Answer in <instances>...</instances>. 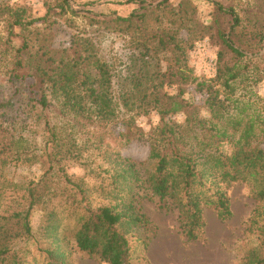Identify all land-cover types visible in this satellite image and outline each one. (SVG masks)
Wrapping results in <instances>:
<instances>
[{
	"label": "rangeland",
	"instance_id": "obj_1",
	"mask_svg": "<svg viewBox=\"0 0 264 264\" xmlns=\"http://www.w3.org/2000/svg\"><path fill=\"white\" fill-rule=\"evenodd\" d=\"M157 0H147L155 5ZM172 16L159 13L160 23L156 24L157 30L171 28L169 19H183L185 26L179 28L178 38L189 42L193 39L192 47L188 48L184 61L180 63L183 73L189 77L187 83L179 84L171 75L175 73V63L169 54L159 53L152 66L148 68L149 74L155 73L156 68L166 71L164 87L161 94L167 97H177L185 103L194 106L196 113L202 118L209 119L207 114V96H214L215 92L220 101L224 99L226 107L224 116L232 118L261 117L263 123L255 131L264 130V49L248 58L235 60L230 54H225L222 61L218 62L220 51L216 32L228 30L229 17L219 16L208 0H169ZM224 6H232L238 15L247 0H213ZM62 0H0V15L6 7L24 11V19L30 20L45 15L48 6L55 7ZM69 6L77 12L90 11L96 16H105L109 19L127 17L138 8L139 4L127 0H69ZM262 17L258 8L254 9ZM87 17V16H86ZM64 18H58L52 24L51 30L43 27L32 28L29 32L14 30L12 37V50L6 48L5 58L0 59V96L1 100L8 98V90L17 89L18 95L14 98V106L0 108V129L17 144L20 156L10 160L0 171V191L4 200H1L0 217L9 212L4 210L5 205L12 201L22 202L26 196V189L31 183H38L48 169L49 164L44 163L46 153L44 144L48 139L45 131V120L50 127L55 128L56 145L54 154L64 159L60 166L54 162L51 187H56L61 181L60 175L65 174L74 183L79 184L84 193L83 207L95 210L103 206H115L119 203L115 199V178L113 168L116 159L128 160L138 171L140 180L131 185V192L124 189L120 197L125 202L132 200V211L143 215L142 226L134 229L129 234L130 264H245L246 258L252 249L256 248L258 234H251L248 230L253 211L258 204L254 198L256 190L252 183H206L209 191L206 196L212 200L222 193L227 199V213L220 214L211 205H201V223L196 229L197 239L188 240L178 220V209L168 198L161 206L158 198L153 195L142 180L146 179L150 166L146 162L149 147L141 138L148 135L155 127L160 125L161 116L156 111L147 114L138 113V110L126 111L121 105V96L128 88L125 77L137 72L135 56L139 53L136 42L139 34L130 30L121 23L103 22L98 25L88 26L86 18H75L69 27ZM38 33L39 39L45 37L44 45L47 50H69L72 35L80 33L81 39H88L93 45V53L100 62L106 64L109 71V99L114 106V117L104 120L94 114L84 113L79 116L69 112L64 106L63 98L59 95L52 96L49 89H45L48 109L40 114L35 106L31 105L28 84H11L8 82L10 73H13L8 60L15 49L20 47L25 39L33 49L26 56H33L37 49L34 43V34ZM7 39L5 21L0 17V44ZM43 43H39V47ZM252 49V48H251ZM255 49L254 51H256ZM255 58H252V57ZM223 67L237 74L238 78L231 84L233 90L229 95L223 91ZM220 71V72H219ZM94 74V73H93ZM224 76V75H223ZM35 81V80H33ZM171 82V83H170ZM37 89V88H34ZM192 110V109H191ZM226 113V114H225ZM162 120L167 124H183L185 115L173 113L165 115ZM127 129L131 132L127 135ZM136 131V132H135ZM141 140H137V136ZM139 139V138H138ZM73 142L75 148L72 147ZM264 149V138L259 145ZM223 153H230L229 144L221 147ZM69 152L70 155L64 154ZM58 157V156H57ZM123 161V160H122ZM130 163V164H131ZM59 166V167H58ZM60 170L57 172V170ZM48 176V177H49ZM57 196V195H56ZM79 199V195L76 196ZM133 198V199H131ZM59 196L52 200L51 205H59ZM5 201L7 203H5ZM10 205V204H9ZM262 204L259 205L261 207ZM258 206V205H257ZM56 212L62 221L63 228L59 230L58 237L64 239L62 249L65 253L67 264H106L95 255H88L76 247L71 230L74 227V218L68 217L70 207L60 206ZM45 207L35 206L31 215V237L16 238L9 245L11 256L17 264H47L48 259L43 252L44 248L52 247V240H45L40 236V224ZM64 211V212H61ZM1 221L0 225H5ZM9 229H15L8 223ZM13 234V232H12ZM11 258L5 264H12Z\"/></svg>",
	"mask_w": 264,
	"mask_h": 264
},
{
	"label": "trees",
	"instance_id": "obj_2",
	"mask_svg": "<svg viewBox=\"0 0 264 264\" xmlns=\"http://www.w3.org/2000/svg\"><path fill=\"white\" fill-rule=\"evenodd\" d=\"M208 1L219 16L230 19L228 30L218 29L216 32L220 46L219 63L225 54H230L239 61L248 58V53L254 55L264 49V0L245 1L242 15H238L232 6L226 7L217 1ZM68 2L69 0H62L56 3L55 7L48 6L45 15L30 20L24 19V11L6 7L0 15L7 29V39L0 44V59L6 57L8 46L11 50L14 48V30L29 32L32 28L43 27L50 31L58 18L67 15L71 18H64V21L69 23V27L82 13L88 26L98 25L100 20L97 18H100L103 22L111 20L112 23H121L138 33L140 36L136 48L139 53L134 59L138 69L136 73L124 79L125 83L128 82V88L125 85L120 99L121 105L126 111L138 110V113L143 114L156 111L161 116L160 125L141 138L149 147V154L144 163L150 166L146 179L141 181L142 184L158 198L161 206L168 198L173 202L178 209V220L185 237L194 241L197 239L195 231L202 225V204L213 206L220 214L227 213L228 210L227 199L222 193L214 200L206 196L209 191L206 183H252L256 190L254 198L258 206L256 205L253 211L254 216L249 221L248 230L251 234H258L259 243L252 249L245 264H264V149L258 146L260 139L264 138V130L259 133L255 131V128L260 126L259 123H263L261 117L244 119V116H224L226 99L220 101L216 92L214 96L209 92L207 114L210 118L205 119L196 113L194 106L178 100L182 90L177 97H167L160 93L167 72L163 73L156 68L155 73L149 74L148 70L156 60V55L165 53L173 57L176 68L171 76L181 85L187 83L189 77L181 70L180 63L184 61L188 48L193 44V39L185 42L178 38L179 28L185 26L183 19H169L173 27L156 29V24L160 23L159 13L172 16L169 0H157L155 5L147 0H127L139 4L138 8L127 17L114 19L96 16L90 11L77 12ZM255 7L262 17L256 13ZM79 35L80 33L72 35L69 50L51 53L44 45L46 38L40 40L36 32L34 43L37 49L33 56H26L33 47H29V43L24 39L8 60L13 68L8 82L16 85L28 84L29 102L38 108L40 114L49 106L45 92L47 88L52 96L59 95L63 98L64 106L69 112L79 116L84 113L94 114L95 117L108 120L114 117L115 113V107L111 106L108 96V68L93 53L92 43L88 39H81ZM38 41L43 43L40 47ZM255 49L257 50L254 51ZM221 70L222 74L218 76L223 78L221 86L223 91L231 95V84L238 76L232 74L227 67ZM5 95L8 98L3 101L0 99V108L14 106L12 102L18 95L17 89L8 90ZM180 112L185 115L183 124H167L162 120L167 114ZM44 128L49 136L44 144V152L48 149L53 151L57 139L55 128L50 127L47 120ZM3 130L0 129V171L10 160L20 156L17 144H13L12 139ZM130 132L127 129V135ZM133 134L139 138L137 140H141L134 132ZM224 144H229V154L223 153L221 147ZM72 147L75 148L74 142ZM52 151L45 154L44 163L49 164L48 169L38 183L29 185L22 202L19 201L14 206L16 200L10 199L8 203L5 201L7 204L4 210L9 213L0 217L1 221L6 222L5 225H0V264H5L8 258H11L12 264H17L11 256L9 245L16 238L31 237L30 220L35 206L45 207L39 234L45 240H52V247L43 249L48 259L47 264H67L60 242L64 239L58 237L59 230L63 228L56 212L60 206L70 207L68 217L75 220L71 234L79 251L95 255L106 264H130L129 234L142 226L144 217L138 211H132L133 201L125 202L120 193L124 189L131 192V185L140 180L138 171L128 160L116 159L113 168L114 191L115 199L119 200V203L91 210L82 206L85 196L80 185L65 174L60 175L61 181H58L56 187H51L53 174H49L55 169L53 163L56 162L60 166L64 159L59 156L60 153L54 154ZM64 154L72 156L69 152ZM59 171L58 169L57 172ZM56 195L60 199L59 205H51ZM77 195L79 199H76ZM1 200L4 199L0 191V202ZM8 223L15 227L14 231L7 227Z\"/></svg>",
	"mask_w": 264,
	"mask_h": 264
}]
</instances>
